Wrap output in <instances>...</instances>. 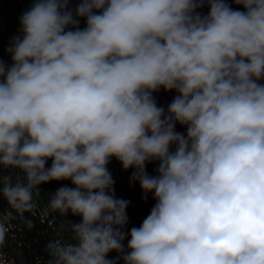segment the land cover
Segmentation results:
<instances>
[{"label":"clouds","instance_id":"1","mask_svg":"<svg viewBox=\"0 0 264 264\" xmlns=\"http://www.w3.org/2000/svg\"><path fill=\"white\" fill-rule=\"evenodd\" d=\"M234 3L35 0L0 60V246L70 181L44 264H264V0ZM113 158L155 201L130 230Z\"/></svg>","mask_w":264,"mask_h":264},{"label":"trees","instance_id":"2","mask_svg":"<svg viewBox=\"0 0 264 264\" xmlns=\"http://www.w3.org/2000/svg\"><path fill=\"white\" fill-rule=\"evenodd\" d=\"M35 0H0V60L11 63V57L7 52L12 39L21 34L20 18L25 11L30 9ZM233 7L237 8L234 0H227ZM77 7V0H69V8L73 11ZM242 10V9H241ZM207 6L200 9L204 15L208 13ZM85 21L80 20V27L84 28ZM176 93L165 92L160 89L153 94L157 105L167 109ZM177 132L186 134V127L176 125ZM51 161H49L50 165ZM114 180L115 196L119 199L129 201L127 208L128 224L126 230L132 227H139L142 221L149 215L155 201L152 194H148L147 199L143 198L139 183H132L131 176L134 169L125 171L121 163L115 158L111 159L107 165ZM158 162L148 163L146 171L149 175H156ZM71 186L70 181L52 182L42 185L40 196L37 198L39 210L35 215L25 214V218L31 220L33 227L27 228L19 218L12 223L14 227L10 229L6 241L0 246V264H44L47 260L46 245L53 239H70V221L79 222V217L61 216L58 213H50L47 216L42 214V209L46 207L50 194L54 193L61 186ZM7 208V204L0 198V211ZM127 241H125V245ZM116 253H111L110 258H115ZM122 264V262H121Z\"/></svg>","mask_w":264,"mask_h":264}]
</instances>
